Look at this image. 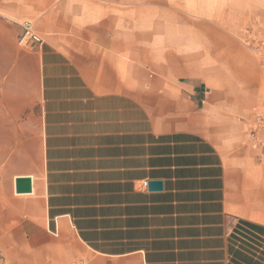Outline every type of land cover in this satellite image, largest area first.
I'll return each instance as SVG.
<instances>
[{
	"label": "crops",
	"instance_id": "1",
	"mask_svg": "<svg viewBox=\"0 0 264 264\" xmlns=\"http://www.w3.org/2000/svg\"><path fill=\"white\" fill-rule=\"evenodd\" d=\"M251 24L264 0H0L4 264H245L264 226Z\"/></svg>",
	"mask_w": 264,
	"mask_h": 264
},
{
	"label": "built area",
	"instance_id": "2",
	"mask_svg": "<svg viewBox=\"0 0 264 264\" xmlns=\"http://www.w3.org/2000/svg\"><path fill=\"white\" fill-rule=\"evenodd\" d=\"M22 31L18 37L17 43L21 48L33 49L35 46L41 43L42 39L39 34L34 30L31 22L24 21L21 25ZM263 47L257 46L256 51H262ZM264 108V102H263ZM249 136L258 146L264 149V109L257 112L255 120L249 130ZM147 181L142 182V187H147ZM0 264H4L0 258Z\"/></svg>",
	"mask_w": 264,
	"mask_h": 264
},
{
	"label": "trees",
	"instance_id": "3",
	"mask_svg": "<svg viewBox=\"0 0 264 264\" xmlns=\"http://www.w3.org/2000/svg\"><path fill=\"white\" fill-rule=\"evenodd\" d=\"M247 224L256 233L254 236L255 240L253 241L255 245L250 247L247 243H244L245 246H248L247 250L249 251L247 256H242V259L245 264H264V226L249 222ZM233 237L237 239L235 235Z\"/></svg>",
	"mask_w": 264,
	"mask_h": 264
},
{
	"label": "rangeland",
	"instance_id": "4",
	"mask_svg": "<svg viewBox=\"0 0 264 264\" xmlns=\"http://www.w3.org/2000/svg\"><path fill=\"white\" fill-rule=\"evenodd\" d=\"M242 38L244 41H247L249 44H251L255 50L256 55L258 56L259 60L262 62V64L264 65V48L261 49L262 51H256L257 46L259 47H263L264 46V34H258L254 31L253 29V25H249L246 27L244 34L242 35ZM264 102V100H263ZM263 102L262 105L258 106L257 108H255L251 114V116L249 117L248 120V127L246 130V134L248 137V140L252 143H255L254 141L251 140L250 136H249V130L250 127L253 124V121L255 120V115L257 112L263 110ZM256 144V143H255ZM260 147V146H259ZM264 150V149H263Z\"/></svg>",
	"mask_w": 264,
	"mask_h": 264
},
{
	"label": "water",
	"instance_id": "5",
	"mask_svg": "<svg viewBox=\"0 0 264 264\" xmlns=\"http://www.w3.org/2000/svg\"><path fill=\"white\" fill-rule=\"evenodd\" d=\"M15 184V191L18 193L30 191V180L28 178L17 179ZM147 187L149 189H161L162 183L159 180L148 181Z\"/></svg>",
	"mask_w": 264,
	"mask_h": 264
}]
</instances>
